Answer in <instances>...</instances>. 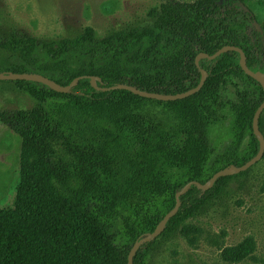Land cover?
Here are the masks:
<instances>
[{"label":"trees","instance_id":"trees-1","mask_svg":"<svg viewBox=\"0 0 264 264\" xmlns=\"http://www.w3.org/2000/svg\"><path fill=\"white\" fill-rule=\"evenodd\" d=\"M243 4L166 0L149 11V22L105 36L91 26L58 38L0 32V72L41 73L64 85L87 75L99 77V86L127 83L175 94L199 84L200 68L207 72L195 94L158 101L177 109L168 123L123 109L102 113L106 102L149 98L126 89L96 90L89 77L67 93L36 81H12L35 104L0 112V120L21 137L14 202L0 207V264H128L134 243L174 208L187 182L206 183L218 170L257 154L252 122L264 99L261 84L244 72L236 51L196 64L201 52L236 45L251 69L264 72V25L255 26V40L247 34V23L238 17H254ZM239 75L258 91L243 90L232 100L227 87ZM260 128L264 133V112ZM231 177H220L208 190L192 185L158 238L178 232L195 243L202 230L191 220ZM158 238L141 246L134 264H150ZM256 249L249 235L225 246L221 258L240 264Z\"/></svg>","mask_w":264,"mask_h":264},{"label":"rangeland","instance_id":"rangeland-1","mask_svg":"<svg viewBox=\"0 0 264 264\" xmlns=\"http://www.w3.org/2000/svg\"><path fill=\"white\" fill-rule=\"evenodd\" d=\"M165 1L0 0V32L23 31L39 38H58L76 35L91 26L105 36L113 30L149 22V11ZM246 5L254 18L240 14L238 19L247 23V34L254 39L255 21L258 27L264 25V0H246ZM12 81L0 80V112L34 106V100ZM243 90L253 95L258 86L246 75L233 77L227 87L228 96L238 100L237 94ZM158 101L131 100L120 105L106 102L101 112L119 113L123 109L167 123L173 121L177 109ZM227 117L229 123L232 116ZM20 148L21 137L0 120V207L13 205L20 179ZM190 223L201 228L199 239L192 244L178 232L158 238L151 247L150 264H228L221 258L222 249L249 235L255 237L257 249L252 258L240 264H264V158L233 174Z\"/></svg>","mask_w":264,"mask_h":264},{"label":"water","instance_id":"water-1","mask_svg":"<svg viewBox=\"0 0 264 264\" xmlns=\"http://www.w3.org/2000/svg\"><path fill=\"white\" fill-rule=\"evenodd\" d=\"M243 7L246 11H249V7L245 4H243ZM256 26L258 27V22L255 21ZM228 51H236L240 54V65L244 72L255 79L258 83L261 84L262 88L264 89V72L263 71H254L251 69L247 63V57L246 54L243 50L242 47L236 46V45H224L220 49H218L214 54H208L206 52H201L196 56V64L197 66H200V59L207 57L209 59H214L221 55L222 53L228 52ZM202 76L199 84L196 87H193L187 91L184 92H179L175 94H166V93H161V92H154V91H148V90H143L140 89L136 86H133L131 84L127 83H119L115 84L112 86H99L98 85V80H101L99 77L95 76H87V75H80L75 77L69 84H61L57 82L56 80H53L52 78L41 74V73H36V72H13V71H4L0 72V80H28V81H36L40 82L42 84L47 85L51 89L57 91V92H62V93H67L70 92L73 87H75L80 79L84 77H89L91 79V84L92 86L99 91H109V90H115V89H126L131 91L132 93L149 98V99H155V100H161V101H174V100H179L183 99L186 97H189L196 92H198L202 86L205 83L207 72L206 70L200 68ZM264 112V99L261 102V104L258 106L257 110L254 113L253 116V130L254 134L258 137L259 140V150L255 156L250 158L247 162H245L241 166L237 165H230L228 167L222 168L218 170L216 173L213 174V176L210 178L209 181L206 183H201L200 181L197 180H192L187 182L181 190H179L176 193V204L173 209H171L163 218L162 220L158 223L156 228L154 229L153 232L146 234L145 236L140 237L132 246L129 254H128V264H134V257L137 253V251L143 246L145 243L150 242L156 238H158L162 232L165 230L166 225L168 221L178 212L180 206H181V196L185 195L190 187L192 185L198 186L202 190H208L212 188L215 184V182L220 178L224 176H230L242 171H245L249 169L251 166L259 162L263 156H264V133L262 132L260 128V117L262 113Z\"/></svg>","mask_w":264,"mask_h":264}]
</instances>
